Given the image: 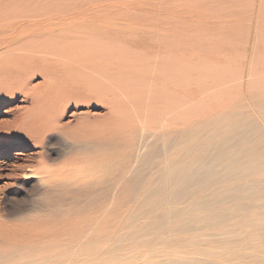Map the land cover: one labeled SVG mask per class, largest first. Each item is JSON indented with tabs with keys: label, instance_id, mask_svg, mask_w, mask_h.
I'll return each mask as SVG.
<instances>
[{
	"label": "rangeland",
	"instance_id": "1",
	"mask_svg": "<svg viewBox=\"0 0 264 264\" xmlns=\"http://www.w3.org/2000/svg\"><path fill=\"white\" fill-rule=\"evenodd\" d=\"M57 1L70 0L43 7ZM80 1L95 17L29 33L19 12L32 0H0V237L8 226L43 223L53 263L144 264L154 250L155 261L172 264H264V163L226 174L228 149L214 164L219 178L179 202L155 192L165 177H152L168 135L190 126L193 159L201 127L227 136L232 111L249 96L264 98V0H171L174 11L157 29L132 30L123 29L125 15L141 1ZM104 7L123 17L102 22ZM152 221L153 245L128 237ZM119 234L127 237L118 242Z\"/></svg>",
	"mask_w": 264,
	"mask_h": 264
},
{
	"label": "bare ground",
	"instance_id": "2",
	"mask_svg": "<svg viewBox=\"0 0 264 264\" xmlns=\"http://www.w3.org/2000/svg\"><path fill=\"white\" fill-rule=\"evenodd\" d=\"M99 1L100 3H97V5L95 4L96 6L98 5L105 6L103 2L101 3L102 0ZM137 1H141L142 3H144V5L143 7L136 8V11L133 13V15L130 14L125 15V18L127 17V19L128 16L131 17L130 18L131 24L123 25V29L126 30L138 29L140 25H149L151 27L153 26L156 27L158 23V18H163V19L166 18L168 20L167 16H171L170 14H172L174 11L173 6H171L170 4L171 0H137ZM182 1L187 2L188 0H182ZM45 2L46 0H32L31 4L23 6L20 9L19 14L23 18V21L19 24L21 29H26L28 32L29 30H34V31L37 30L39 33V30L42 31L46 29L50 30L54 28L57 29L60 27L63 28L65 24L71 22L72 20L78 19L81 16L83 18L86 17L88 18V16L93 17L95 13H97L94 10H87L85 12L87 6L86 8H84V6L80 4L81 3L80 0H70L69 2L66 3H58L57 1L56 3L51 4L49 7H43V4ZM11 4L12 3L10 4L8 3L4 7L9 8L11 7ZM160 7L163 8L161 9ZM65 9L66 11L68 10L70 13L65 16L63 15L60 16L58 12ZM103 10H104L103 12L104 14L99 18L101 19L102 22H112L114 20L116 21V19H120L121 17H123V15L121 14L119 16L110 13V11L106 9V7H104ZM149 18H151L152 21H150ZM133 23L138 24V26H134ZM168 25L169 24L166 23L165 27L169 28ZM6 30L7 29H5L4 31L6 32ZM0 31L2 32V30ZM27 31L26 32L24 31V33L21 32V34L22 33L27 34ZM34 31L32 33H37L36 31L35 32ZM18 35H19L18 37H21L20 34ZM17 38H15L14 40H16ZM9 41L12 42L10 39ZM246 101H250V103H247L248 105H241L240 107H238V109L234 111L236 113H233L232 111L230 116L235 117L236 119H234L232 124L229 125L230 134H228L227 136L220 137L219 139V127L216 126L215 127L212 126L211 128L209 125L206 124L205 126L200 128L201 130L200 136H203V138L200 137V139L203 140L200 142L197 141V143L193 146L194 150L197 146L200 147V150L194 153L195 156L193 159L190 158L191 146L188 147V140L191 137V135L192 136L194 135L192 134V129L190 126H183L180 130L176 131L175 135H171V136L168 135V138L165 141L166 144L164 145V149L162 151V154L166 155L163 159V164H162L163 166L160 167L155 172V174L152 175V177L164 176L165 179L162 183H158L154 191L160 193L163 192L164 190H169L170 197L168 198V200H172L174 202L181 201L183 196L188 191L194 189L196 190L199 188L201 189V186L205 182L209 180L214 181L216 178H219V176H217L215 173L214 164L221 155H223L228 149L231 148L235 150L231 155H229L224 160L225 164L223 169L225 173L226 172L233 173L232 175H241L242 173L250 174L256 170V165H259L260 163H264V129L262 127V125H264V98L249 96L246 99ZM168 108H170V106ZM196 127L194 129H196ZM202 131H205V133H202ZM199 132L200 131L198 130V133ZM195 136H197V134H195ZM213 138H215L214 141H212ZM247 141L251 142L250 146L247 147L240 146L246 143ZM176 146H180L182 148L183 151L181 152V155H179L178 157H174L173 154L167 156L170 149ZM159 154H161V149L157 148L149 155L142 156L139 162V167L142 168L146 163L149 162V160H151L150 159L151 157ZM242 185L243 184H241V186ZM242 187L245 186L243 185ZM215 203H219V197L200 200L195 204V206L199 208H203V207L206 208L207 206ZM156 224H157L156 221L149 222L147 223V225L144 224L140 228H137L134 231H132V233H130L128 237L134 238L135 241L139 242L140 244L142 243V241H144V236H146L147 241H149L151 246L153 245L155 239ZM182 225L185 226L184 223H182ZM8 228L6 227V231H4L3 235L0 237V264H55V263L74 264L73 260L77 261L79 259V257H74V259L72 260H67V262H63L62 256H56L54 257V259H52L55 260V263L48 261L46 255L47 253H45L44 251V248L46 246L45 241H46L47 233L45 230V225L43 223L35 222L29 225L25 224L16 229L14 226L13 229L11 230H9ZM125 237H127L126 234H119L117 236V241L121 242L123 241V239H125ZM119 252H120L118 253L119 257L122 259L124 256L123 257L121 256L124 255L123 253L124 251L121 250ZM154 257H155L154 250H150L149 257L144 262V264H172V261H170L169 259H164L162 262L157 260L155 261ZM94 259H96V256L92 254H90L89 257H86V261H89V263Z\"/></svg>",
	"mask_w": 264,
	"mask_h": 264
}]
</instances>
